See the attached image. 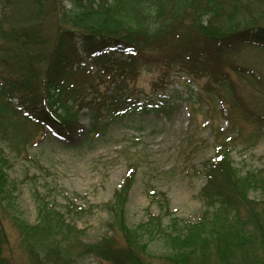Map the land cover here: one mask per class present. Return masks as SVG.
<instances>
[{"label": "trees", "instance_id": "trees-1", "mask_svg": "<svg viewBox=\"0 0 264 264\" xmlns=\"http://www.w3.org/2000/svg\"><path fill=\"white\" fill-rule=\"evenodd\" d=\"M71 1L66 9L64 0H0V139L22 127L35 133L49 127L67 140L94 136L103 129V119L127 114L130 103L124 106L118 95L128 91L129 100L136 102L134 111L169 113L171 105L151 95L139 98L130 85L153 70L163 73L156 87L185 83L192 94L190 107L204 100L202 91L193 93L190 86L199 87L207 77L204 93L221 104V113L227 110L231 129L223 135L216 127L224 138L203 172V215L186 222L179 234L162 231L166 250L161 254L150 251L145 240L152 224L161 227L160 216L151 215L149 223L132 228L126 222L127 198L138 170L137 156L127 153V176L110 204L112 227H119L125 244L114 237L84 242L82 231L48 203L40 205L38 224L23 222L19 215L0 216V264L19 262L7 249L6 220L18 231L22 264H74L88 253L110 264H264V170L244 172L234 166L230 145L249 142L239 117L256 124L250 134L258 139L264 108L251 109L219 63L227 50H264V0ZM231 66L263 86L251 69ZM85 109L93 113L89 129L82 121ZM26 133V140L33 136L29 129ZM9 164L0 149V203L8 207ZM255 190L262 193L260 200L250 196ZM74 207L70 201L69 210Z\"/></svg>", "mask_w": 264, "mask_h": 264}, {"label": "rangeland", "instance_id": "rangeland-1", "mask_svg": "<svg viewBox=\"0 0 264 264\" xmlns=\"http://www.w3.org/2000/svg\"><path fill=\"white\" fill-rule=\"evenodd\" d=\"M71 3V0H64L63 5L68 9ZM219 63L251 109L256 105L264 108V84L254 85L249 76L238 75L231 66L247 67L264 81V50L250 47L227 50ZM161 74L158 70L144 71L130 85L139 98L151 95L171 105L169 113L134 111L131 107L136 102L129 100L128 91L118 95L124 106L130 103L127 114L103 119L99 124L103 129L94 136L80 134L67 140L48 128L38 129L36 133L27 128L33 136L26 140L25 128L9 130L6 137L0 139V149L10 161L6 181L12 202L10 207L0 203V216L19 215L23 222L38 224L40 205L49 203L82 231L84 242L92 244L105 237H114L117 242L124 239L125 244L119 227H112L110 204L125 182L126 156L131 153L137 156L134 161L138 170L127 198L126 222L132 228L149 223L151 215L160 216L161 227L152 224L151 228L150 225L152 230L146 231L145 240L153 253L165 251L163 235L166 231L179 234L186 222H195L203 215L206 207L199 194L206 184L203 172L207 162L216 156L217 143L224 138H219L216 127L226 135L231 123L225 116L227 110L221 113V104L218 101L215 104L206 91L204 93L207 77L200 80L199 87L190 86L193 93L202 91L204 99L190 107L187 99L192 94L185 83L156 87L155 82ZM172 91H175L173 96ZM13 102L18 105L17 99ZM84 113L82 121L89 129L94 121L93 113L87 109ZM237 119L244 126L243 135L246 136L243 138L252 143L240 139L230 144L234 166L244 172L264 170V131L257 139L250 134L256 124L242 117ZM18 125L21 127L20 121ZM250 196L260 200L262 193L255 190ZM70 201L75 206L73 211L68 208ZM5 228L10 236L7 249L13 251L18 264H22L20 261H25V255L19 247L18 231L9 220L5 221ZM74 264L110 263L88 253L77 258Z\"/></svg>", "mask_w": 264, "mask_h": 264}]
</instances>
